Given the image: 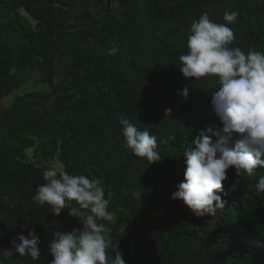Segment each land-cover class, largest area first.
<instances>
[{
	"label": "trees",
	"instance_id": "trees-1",
	"mask_svg": "<svg viewBox=\"0 0 264 264\" xmlns=\"http://www.w3.org/2000/svg\"><path fill=\"white\" fill-rule=\"evenodd\" d=\"M110 2L108 10L106 0H0V121L12 107L4 99L51 92L56 35L87 31L107 13L91 33L60 37L55 94L23 100L0 127V245L13 249L33 230L41 241L38 260L16 253L0 255V264H50L55 234L83 230L68 208L56 216L34 199L53 161L102 182L114 214L103 221L107 251H121L125 264H264V193L255 187L264 167L252 177L229 169L219 193L225 208L214 216L196 217L172 199L184 152L202 130L222 127L211 103L215 79L185 78L179 68L191 24L204 13L225 23V12H237L231 46L264 52V0ZM113 43L119 50L109 55ZM120 116L156 137L160 161L133 155Z\"/></svg>",
	"mask_w": 264,
	"mask_h": 264
},
{
	"label": "clouds",
	"instance_id": "clouds-1",
	"mask_svg": "<svg viewBox=\"0 0 264 264\" xmlns=\"http://www.w3.org/2000/svg\"><path fill=\"white\" fill-rule=\"evenodd\" d=\"M237 12H225V23L213 22L207 13L194 20L187 37V54L179 57L180 71L185 78H214L218 90L211 93L212 108L222 127L202 130L184 152V180L177 185L173 200L182 201L196 217L214 216L225 208L222 196L227 172L235 168L238 176L252 177L264 167V52L249 49L247 53L232 47L234 31L229 25L237 19ZM113 43L109 55L118 52ZM14 71V69L12 70ZM187 98L188 87L182 91ZM171 110H166L170 115ZM126 146L133 155L151 164L161 160L157 139L147 130L141 131L125 116L119 117ZM237 137L234 147L227 141ZM216 138L215 140L213 138ZM44 184L37 189L35 200L50 206L59 216L65 208L79 218L83 230L57 232L50 243L53 259L50 264H125L121 251L109 256L103 221L112 222L109 200L99 179L85 175H70L66 171L49 168L43 172ZM264 193V176L255 185ZM237 185L232 186L235 191ZM73 202H75L73 204ZM18 241V242H17ZM41 241L36 232L21 234L12 241L19 256L38 260ZM4 250L3 255H12Z\"/></svg>",
	"mask_w": 264,
	"mask_h": 264
},
{
	"label": "water",
	"instance_id": "water-1",
	"mask_svg": "<svg viewBox=\"0 0 264 264\" xmlns=\"http://www.w3.org/2000/svg\"><path fill=\"white\" fill-rule=\"evenodd\" d=\"M107 1V5H108V10H110L111 8V2L110 0H106ZM107 16V13L105 16H103L102 18H99L97 21H95L92 25V27L87 30V31H84V32H75V31H62L60 32L58 35H56L55 39H54V42H53V45H52V59H51V63H50V68H49V83H50V86H51V92L46 94V95H42V96H39V95H32V94H29V95H24L22 96L21 98L17 99L14 104L12 105V107L9 109V111L7 112V114L4 116V118L0 121V127L7 121V119L9 118V116L12 114L13 110L15 109V107L20 103L22 102L23 100L25 99H28V98H33V99H44V98H49L51 97L53 94H55L56 92V86H55V79L53 78V75H52V68H53V63H54V58H55V51H56V46H57V43H58V40L60 39V37L64 34H70V35H83V34H89L91 33L94 28L96 27V25L98 24V22H100L101 20H103L105 17ZM65 73V72H64ZM66 74V73H65ZM5 99L2 101V104H5Z\"/></svg>",
	"mask_w": 264,
	"mask_h": 264
},
{
	"label": "rangeland",
	"instance_id": "rangeland-1",
	"mask_svg": "<svg viewBox=\"0 0 264 264\" xmlns=\"http://www.w3.org/2000/svg\"><path fill=\"white\" fill-rule=\"evenodd\" d=\"M34 25H35V23H33ZM33 92H35L33 89H30V92H28L27 94H32ZM19 94H21V95H23L24 96V93H19ZM26 95V94H25ZM12 100H13V97L12 98H6L5 99V104H6V106H9V105H13L14 104V102L12 103ZM12 103V104H11ZM28 154H29V156L30 157H32V155H33V151L32 150H29L28 151ZM53 168H55V169H57L58 170V172L59 171H61V170H63V165L62 164H60L58 161H53L51 164H50ZM26 237L28 236V234L27 235H25ZM4 250H12V255H8V256H13V255H16V253H15V251L13 250V249H8V248H6V247H2L1 245H0V255H3V252H4Z\"/></svg>",
	"mask_w": 264,
	"mask_h": 264
}]
</instances>
